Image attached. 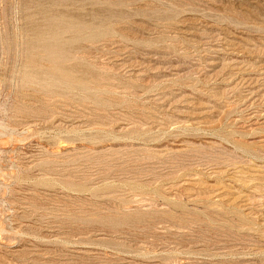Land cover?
<instances>
[{
	"label": "rangeland",
	"instance_id": "rangeland-1",
	"mask_svg": "<svg viewBox=\"0 0 264 264\" xmlns=\"http://www.w3.org/2000/svg\"><path fill=\"white\" fill-rule=\"evenodd\" d=\"M0 124V264H264V0H0Z\"/></svg>",
	"mask_w": 264,
	"mask_h": 264
},
{
	"label": "bare ground",
	"instance_id": "bare-ground-1",
	"mask_svg": "<svg viewBox=\"0 0 264 264\" xmlns=\"http://www.w3.org/2000/svg\"><path fill=\"white\" fill-rule=\"evenodd\" d=\"M7 129V127H5L4 125L0 124V137H2L4 135L5 130ZM1 152V151H0ZM0 171H2V167L0 166ZM1 184V182H0ZM21 235V234H20ZM5 236V235H4ZM18 236V235H17ZM6 237V236H5ZM4 238V237H3Z\"/></svg>",
	"mask_w": 264,
	"mask_h": 264
}]
</instances>
